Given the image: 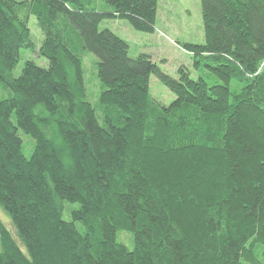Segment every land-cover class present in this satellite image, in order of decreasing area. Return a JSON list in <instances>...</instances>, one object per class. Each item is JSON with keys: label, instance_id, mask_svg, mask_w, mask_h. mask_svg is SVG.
Wrapping results in <instances>:
<instances>
[{"label": "trees", "instance_id": "16d2710c", "mask_svg": "<svg viewBox=\"0 0 264 264\" xmlns=\"http://www.w3.org/2000/svg\"><path fill=\"white\" fill-rule=\"evenodd\" d=\"M102 2L111 11L0 0V264H264V3L200 0L205 43L182 48L210 80H194L99 30L125 20L153 34L158 0ZM31 16L48 67L28 60L14 77L20 51L35 52ZM84 53L97 59L96 109Z\"/></svg>", "mask_w": 264, "mask_h": 264}, {"label": "rangeland", "instance_id": "374dc122", "mask_svg": "<svg viewBox=\"0 0 264 264\" xmlns=\"http://www.w3.org/2000/svg\"><path fill=\"white\" fill-rule=\"evenodd\" d=\"M13 1L22 2L28 0ZM81 2L86 10L94 9L97 12L111 11V7L104 4L102 0H81ZM28 29L31 40L36 47L35 52L20 51V61L12 72L14 77L20 76L24 63L28 60L34 61L39 67H48L47 60L38 57V51L44 37L34 16L29 18ZM99 30H109L115 36L127 42L129 45V57L135 58L142 54L147 55L162 72L173 78L177 76V69L184 67L189 71L192 79L195 80L202 77L210 80L207 69L202 66H195L192 55L182 48L184 44L202 46L205 43L200 0H158L155 32L153 34L136 31L125 20H103L99 25ZM96 63L97 59L92 54L84 53L82 56L86 97L94 109L98 106V97L101 92V84L97 79ZM231 87L234 90V87ZM149 91L152 98L166 106L175 99V96L154 76L150 77ZM19 135L23 143L22 153L28 158L32 153L34 142L30 137L22 133ZM65 209L77 210L78 205L65 203ZM62 219L71 221L70 212L64 211ZM7 220L9 222L8 217ZM0 221L6 222L5 215L1 210ZM76 227L81 231L79 224H76ZM117 241L125 245L129 250H133L131 235L118 233Z\"/></svg>", "mask_w": 264, "mask_h": 264}, {"label": "water", "instance_id": "95a60500", "mask_svg": "<svg viewBox=\"0 0 264 264\" xmlns=\"http://www.w3.org/2000/svg\"><path fill=\"white\" fill-rule=\"evenodd\" d=\"M262 2L264 3V0H262Z\"/></svg>", "mask_w": 264, "mask_h": 264}]
</instances>
